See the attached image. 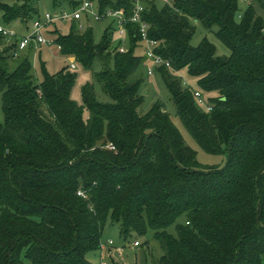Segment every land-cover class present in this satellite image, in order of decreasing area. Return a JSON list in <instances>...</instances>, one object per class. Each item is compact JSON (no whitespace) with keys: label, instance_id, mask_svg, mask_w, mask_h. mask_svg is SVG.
I'll return each mask as SVG.
<instances>
[{"label":"trees","instance_id":"1","mask_svg":"<svg viewBox=\"0 0 264 264\" xmlns=\"http://www.w3.org/2000/svg\"><path fill=\"white\" fill-rule=\"evenodd\" d=\"M37 1L0 2L1 21L39 18ZM92 1L100 12L131 13L132 0ZM141 2L155 53L171 64L154 73L184 128L206 153H226L225 164L198 168L159 101L139 113L143 80L128 79L144 62L136 24L125 26L122 53L113 19L98 41L92 22L46 31L83 67L101 61L95 78L109 103L96 100L91 83L81 87V104L72 100L76 73L67 67L50 75L42 66L35 81L28 56L11 44L0 50V264H96L86 254L98 251L108 217L124 241L153 231L163 249L155 264H264V0H248L243 13L239 0ZM79 4L52 0V13ZM192 20L216 25L229 55H216L206 38L190 46ZM183 69L195 84L175 75ZM194 91L216 94L202 97L209 109ZM174 223L176 236L166 230Z\"/></svg>","mask_w":264,"mask_h":264},{"label":"rangeland","instance_id":"2","mask_svg":"<svg viewBox=\"0 0 264 264\" xmlns=\"http://www.w3.org/2000/svg\"><path fill=\"white\" fill-rule=\"evenodd\" d=\"M78 1L79 0H75ZM157 5H161V0H155ZM4 4H12L15 0H0ZM36 7L38 8V15H42L45 11L52 12V0H38L36 2ZM247 1H239V13H243L247 7ZM255 10L257 13H261V9L256 5ZM1 11H0V22L1 21ZM37 15V16H38ZM35 19V16H32L26 24H18V22L12 24L13 29L17 31H24L26 27L30 28L31 22ZM69 23L70 22H59L55 21L52 26H49L44 29L43 34L45 37L49 36V33L46 31L51 30L52 27H56L61 34L69 33ZM108 21L103 20L99 22L91 23L93 28V37L95 41H98L103 33L104 28L106 27ZM194 26L193 35L189 41L190 46H197L199 42L206 38L212 44H214L216 49V55L218 56H228L230 50L216 37L215 32L217 31V26L213 25L210 29H206L199 21L192 20ZM117 42V35L113 33V43ZM12 50L11 42L3 38H0V50ZM16 51V50H15ZM16 55L25 54L28 56V59L31 62L32 70L31 73L35 78V81H41L43 79V69L45 68L46 72L50 75L59 72L63 67H67L71 72L76 73V78L74 84L71 88L70 97L72 100L81 104V87L86 83H91L94 88L95 98L100 103H109L111 100L108 95L103 92L101 84L96 80L95 73L101 69V61L95 58L92 62L91 67H83L72 55H63L60 54L56 45H38L35 48L30 47L26 48L24 51H16ZM112 52V51H111ZM73 64V67L71 66ZM111 62H109V65ZM175 75L181 78L183 84L193 85L195 80L190 79L187 76L186 69L177 71ZM139 77H142V90L141 93L144 96V101L139 107V113H146L151 106L159 101L162 104V107L165 112L169 114V117L176 128L181 133L185 144L190 147L196 153V161L198 168L201 169H212L216 167H222L227 159L226 153L220 154H209L206 153L192 138L188 131L182 125L179 117L175 112V107L172 103L171 96L167 90L163 80L159 74L154 73L152 75L146 74L145 62L140 64L136 70L128 77L129 80L133 81ZM216 95L214 92L210 94H203L202 97L206 99L209 96ZM201 110L204 109L202 105H197ZM84 118L88 116V112L84 110ZM3 120V114L1 110V99H0V121ZM185 221L184 216H180L175 223H183ZM175 223L170 225L166 230L170 234L176 236L175 232ZM120 228L119 224L112 222L108 217L104 227L102 229L101 240L105 242L107 240H112L114 246L121 247L123 249L120 255H115L110 259L108 264H155L157 259L163 253V249L160 246L159 241L153 237V231L148 230L143 237H137L136 239L141 243L139 247H133L132 241L135 240L133 237L128 238L124 241L119 234ZM88 260L92 263H98L99 253L98 251H91L86 254ZM153 261V263H152Z\"/></svg>","mask_w":264,"mask_h":264},{"label":"built area","instance_id":"3","mask_svg":"<svg viewBox=\"0 0 264 264\" xmlns=\"http://www.w3.org/2000/svg\"><path fill=\"white\" fill-rule=\"evenodd\" d=\"M162 2H167L168 0H161ZM247 1V0H239ZM144 6L141 0H132V9L129 16H126L124 11L121 9H111L107 8L104 11H98L96 5L92 0H80V4L73 10L63 9L58 12L45 11L39 18L32 21L31 28L26 33H19L12 27L0 22V35L3 39L10 41L14 44L17 51H23L26 48H35L38 45H52V40L45 37L43 30L49 26L54 21L66 22L68 20H76L78 22L79 29L83 30L86 23L99 22L103 20L113 19L115 23L117 36L120 38L116 51L125 52L126 47L124 46V39L126 37L127 23L131 22L137 25V30L140 35V42L143 46V57L146 67L147 75H152L155 67L165 66L171 68V64L168 59H164L159 54L155 53V49L159 45V41L150 39L148 37L149 24L142 19V11ZM57 48H59L57 46ZM143 62V63H144ZM73 67V64L71 65ZM185 85V84H183ZM194 96L197 103L207 106L203 102L202 95L199 91H194ZM108 148L114 149L110 144L107 145ZM78 195H85L78 191ZM139 241L137 239L132 241V246L137 247ZM123 249L121 247L114 246L112 240H107L99 244V261L97 264H108L110 259L115 255H120Z\"/></svg>","mask_w":264,"mask_h":264}]
</instances>
